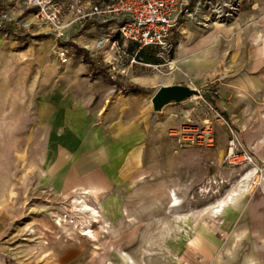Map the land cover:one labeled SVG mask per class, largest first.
Returning a JSON list of instances; mask_svg holds the SVG:
<instances>
[{"label": "rangeland", "instance_id": "obj_1", "mask_svg": "<svg viewBox=\"0 0 264 264\" xmlns=\"http://www.w3.org/2000/svg\"><path fill=\"white\" fill-rule=\"evenodd\" d=\"M237 1L231 22H185L167 58L145 48L143 65L113 79L95 32L62 62L52 38L0 30V264H201L197 250H264V0ZM175 85L197 93L154 110L156 91ZM230 129L253 166L225 162ZM120 145L126 156L113 155ZM245 211L247 246L235 241Z\"/></svg>", "mask_w": 264, "mask_h": 264}, {"label": "built area", "instance_id": "obj_2", "mask_svg": "<svg viewBox=\"0 0 264 264\" xmlns=\"http://www.w3.org/2000/svg\"><path fill=\"white\" fill-rule=\"evenodd\" d=\"M238 6L237 0H0V30L7 26L52 38L62 62L70 57L69 43L95 32L94 49L109 57L113 79L131 66L143 65L138 55L145 48H156L158 57L167 58L172 50L170 36L181 24L231 22ZM129 46L135 48L132 53ZM224 160L230 167L255 163L235 130H229Z\"/></svg>", "mask_w": 264, "mask_h": 264}, {"label": "crops", "instance_id": "obj_3", "mask_svg": "<svg viewBox=\"0 0 264 264\" xmlns=\"http://www.w3.org/2000/svg\"><path fill=\"white\" fill-rule=\"evenodd\" d=\"M184 24V23H183ZM217 25V24H216ZM222 25V24H218ZM181 26V25H180ZM137 66H131L130 69ZM140 68V67H138ZM115 148H119L117 152H114ZM123 146H117L114 147L113 150H111L115 156H126L128 153L127 149H122ZM131 148V147H130ZM110 154V152H108ZM106 156H108L106 152ZM106 163H108L106 161ZM107 175H111L110 171L107 170ZM96 189V187H93ZM243 196V195H242ZM246 218L240 221L238 225V229L236 232V238L235 241L239 240H246L244 236L245 231L250 229V224L248 223V220L250 221L251 216L245 211L243 212L239 219ZM199 255L203 258V262L201 264H264V250H197Z\"/></svg>", "mask_w": 264, "mask_h": 264}, {"label": "water", "instance_id": "obj_4", "mask_svg": "<svg viewBox=\"0 0 264 264\" xmlns=\"http://www.w3.org/2000/svg\"><path fill=\"white\" fill-rule=\"evenodd\" d=\"M196 93V90L185 85L163 86L152 97L153 109L160 110L168 104L183 103Z\"/></svg>", "mask_w": 264, "mask_h": 264}, {"label": "trees", "instance_id": "obj_5", "mask_svg": "<svg viewBox=\"0 0 264 264\" xmlns=\"http://www.w3.org/2000/svg\"><path fill=\"white\" fill-rule=\"evenodd\" d=\"M0 8H1V7H0ZM2 31H4L5 33H7V34H9V35H11V36H14V37L18 38L19 40H22V39H24V38L27 37V34L22 33V32H19V31L13 29V28H9V27H7V26L4 27ZM75 51L78 52V53H82V54L85 53V52H84L82 49H80V48H75ZM142 55H143V54H142ZM144 61L157 62V60H156L154 57L148 59L147 56H144ZM134 90H137V89H134ZM214 96H215V95H214ZM214 96H213V97H214ZM206 100H208L210 103H212V106L214 105V103L212 102V98H206ZM217 111H218V110H217Z\"/></svg>", "mask_w": 264, "mask_h": 264}, {"label": "bare ground", "instance_id": "obj_6", "mask_svg": "<svg viewBox=\"0 0 264 264\" xmlns=\"http://www.w3.org/2000/svg\"><path fill=\"white\" fill-rule=\"evenodd\" d=\"M223 25H218V27H222ZM95 189V188H94ZM84 190V189H83ZM96 190V189H95ZM229 196V195H228ZM230 200H232V198L230 199ZM174 201H175V203L173 204L174 206H177V204H178V202H177V199L176 198H174ZM229 201L227 200L226 202H224V201H222L221 200V202H220V206L218 207L219 208V210H217L216 212H215V214L217 215V216H219L220 215V212L221 211H223V208L224 207H226V205H227V203H228ZM223 203V204H222ZM222 204V205H221ZM83 207L85 208V209H88V206H87V204L85 203V202H83ZM222 208V209H221ZM216 210V209H215ZM93 211V210H92ZM94 218H96V220H97V213H96V216L94 217ZM84 224H85V230H88V233L90 234V231H89V229H91L90 227H91V222L90 221H88V222H84ZM92 234V233H91ZM245 239L244 240H241L239 243H240V245H242L243 244V246H247V244H246V242L247 241H245Z\"/></svg>", "mask_w": 264, "mask_h": 264}]
</instances>
